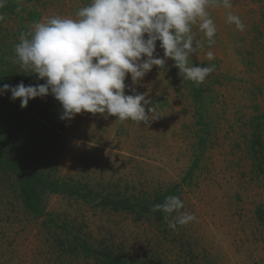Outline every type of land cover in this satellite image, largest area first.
<instances>
[{
  "label": "rangeland",
  "instance_id": "1",
  "mask_svg": "<svg viewBox=\"0 0 264 264\" xmlns=\"http://www.w3.org/2000/svg\"><path fill=\"white\" fill-rule=\"evenodd\" d=\"M87 4L8 0L0 9L5 15L0 21V60L7 52L14 74H20L14 63L20 34L45 17H75ZM232 4L230 11L240 16L244 31L227 23L226 9L211 47L193 29L204 46L190 62L215 65L203 83L183 79L171 59L164 69L154 66L139 84L129 74L126 94L131 88L148 92L155 119L145 125L107 114H77L63 121L64 145L56 159L60 178L103 192L150 198L178 185L175 196L197 221L173 230L164 213L160 222L152 217L136 220L132 214L55 194L43 198L48 217H35L0 189V264H102L82 244L130 264H264V173L256 168L264 157V27L250 29L258 19L264 25V0ZM209 50L214 60H207ZM157 54L163 56L159 42ZM33 78L44 83L36 74ZM193 87L201 96L198 102ZM5 98L0 103L8 100L12 105L10 96ZM35 99L57 116L63 111L51 95ZM255 139L258 144L252 149ZM189 170L191 175L183 180Z\"/></svg>",
  "mask_w": 264,
  "mask_h": 264
},
{
  "label": "clouds",
  "instance_id": "2",
  "mask_svg": "<svg viewBox=\"0 0 264 264\" xmlns=\"http://www.w3.org/2000/svg\"><path fill=\"white\" fill-rule=\"evenodd\" d=\"M7 2L0 0V9ZM221 7L229 10L227 23L244 31L240 16L230 11L232 0H90L75 17H45L21 33L14 46V63L44 83H5L0 96L10 92L11 100L19 99L25 108L30 100L51 95L62 106L61 120L87 112L147 125L155 119V106L148 107V92L131 88L132 94H126V78L130 74L133 84H139L154 66L164 69L171 59L183 79L203 83L215 65L190 62L204 46L193 29L203 33L209 47L214 45L217 25L210 9ZM4 19L0 13V21ZM205 55L215 59L211 50ZM184 207L179 196L170 195L151 210L163 212L168 227L175 230L197 221Z\"/></svg>",
  "mask_w": 264,
  "mask_h": 264
},
{
  "label": "trees",
  "instance_id": "3",
  "mask_svg": "<svg viewBox=\"0 0 264 264\" xmlns=\"http://www.w3.org/2000/svg\"><path fill=\"white\" fill-rule=\"evenodd\" d=\"M7 56V52H2L0 66L9 65L10 69L0 68V86L5 83L15 86L21 81L25 85L36 83L33 74H27L23 68H20V74L15 75V67ZM193 91L194 101H200L198 90L193 87ZM6 96H11V93L0 96V99ZM10 101L12 105L8 100L0 103V189L9 191L27 213L35 217H48L43 198L46 194H55L101 209L132 214L136 220L146 217H152L156 222L162 220L163 212H153L152 206L163 203L167 196H175L178 185L164 194L157 192L148 198L103 192L70 178H60L56 159L64 145L62 133L65 123L59 118L62 112L59 116L55 115L37 99L30 100L25 108H21L19 99ZM255 144H258L256 139L252 149ZM261 160L263 162L259 161L256 168L264 173V157ZM197 162H193V167ZM190 175L189 170L183 180ZM81 249L86 254L101 258L102 264H130L111 253L91 250L87 244H82Z\"/></svg>",
  "mask_w": 264,
  "mask_h": 264
},
{
  "label": "crops",
  "instance_id": "4",
  "mask_svg": "<svg viewBox=\"0 0 264 264\" xmlns=\"http://www.w3.org/2000/svg\"><path fill=\"white\" fill-rule=\"evenodd\" d=\"M210 12L212 13V14H214V19L216 18V22L219 24L218 26H217V29H220V28H223L222 27V22H224L225 21V16H224V8H213V9H210ZM260 21L261 20H259L258 19V21L255 23V24H251V27H250V29H254L256 26H257V29L258 30H260V29H262L263 27H264V25H262L261 23H260ZM264 31V30H263ZM155 84V86L156 85H158L159 84V82H157V83H154ZM152 85H153V81H152V83H151V89H152ZM156 88V87H155ZM167 89V86L165 85V86H163V93H166V90ZM161 90V91H162ZM166 90V91H165ZM141 91V93H144V92H142L143 91V88H142V90H140ZM159 91V90H158ZM159 93H161L160 91H159ZM129 94H132V92L131 91H129Z\"/></svg>",
  "mask_w": 264,
  "mask_h": 264
},
{
  "label": "built area",
  "instance_id": "5",
  "mask_svg": "<svg viewBox=\"0 0 264 264\" xmlns=\"http://www.w3.org/2000/svg\"><path fill=\"white\" fill-rule=\"evenodd\" d=\"M88 3L90 2V0H86Z\"/></svg>",
  "mask_w": 264,
  "mask_h": 264
}]
</instances>
